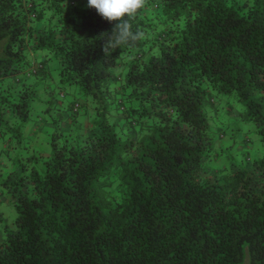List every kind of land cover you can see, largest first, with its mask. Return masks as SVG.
<instances>
[{
	"label": "trees",
	"instance_id": "1",
	"mask_svg": "<svg viewBox=\"0 0 264 264\" xmlns=\"http://www.w3.org/2000/svg\"><path fill=\"white\" fill-rule=\"evenodd\" d=\"M131 23L106 56L87 0H0V264H264V0Z\"/></svg>",
	"mask_w": 264,
	"mask_h": 264
},
{
	"label": "clouds",
	"instance_id": "2",
	"mask_svg": "<svg viewBox=\"0 0 264 264\" xmlns=\"http://www.w3.org/2000/svg\"><path fill=\"white\" fill-rule=\"evenodd\" d=\"M146 5L147 0H87L88 8L95 9L105 21L114 23L110 33L102 34L106 56L123 46H133L142 39L143 33L138 29L133 31L131 21Z\"/></svg>",
	"mask_w": 264,
	"mask_h": 264
},
{
	"label": "rangeland",
	"instance_id": "3",
	"mask_svg": "<svg viewBox=\"0 0 264 264\" xmlns=\"http://www.w3.org/2000/svg\"><path fill=\"white\" fill-rule=\"evenodd\" d=\"M49 65L51 68L50 69L51 73H50V78H49V80H46V83H50L53 86H55L56 88L54 90L57 94H58V92H60L61 89H64L63 92L66 93V97H65L64 101L67 102V101L73 99V95L76 92L75 91V85H61L60 86V84H58L60 82L59 81L60 77L58 75V72L56 70L52 69L55 64H53V66H52V64L50 63ZM53 78H54V81H53ZM36 81H37V79H36ZM39 82H41V81H39ZM58 96H61V93H59ZM77 96H80L79 93H77ZM42 97L43 98H49V96L47 94L43 95ZM43 107H44L43 101H41L39 99V97L36 98L35 104H34V109H33L30 121L26 125H28V124H30V126L34 125L35 121L33 122V119L36 120L37 115L39 113L43 115V113H44ZM67 110L68 109H64L63 111L60 110L59 113L63 114V116L67 118ZM53 114H55L54 109H52V115ZM44 146H45V144H44ZM0 213H1V215H0V239H1L2 236L4 235V231H5L4 230V226H5L4 224H7L8 226H12V227L15 226V220L17 217V210L12 205L11 197L6 192L2 193L0 196ZM242 264H251L248 254H247V256H246V258Z\"/></svg>",
	"mask_w": 264,
	"mask_h": 264
}]
</instances>
